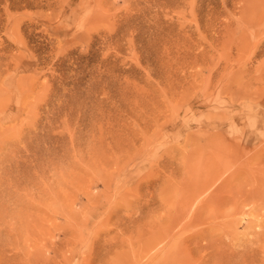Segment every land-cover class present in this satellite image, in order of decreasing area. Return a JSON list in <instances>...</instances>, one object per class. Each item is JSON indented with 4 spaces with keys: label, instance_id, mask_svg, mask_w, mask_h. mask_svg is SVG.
Masks as SVG:
<instances>
[{
    "label": "rangeland",
    "instance_id": "obj_1",
    "mask_svg": "<svg viewBox=\"0 0 264 264\" xmlns=\"http://www.w3.org/2000/svg\"><path fill=\"white\" fill-rule=\"evenodd\" d=\"M161 235L264 264V0H0V264Z\"/></svg>",
    "mask_w": 264,
    "mask_h": 264
},
{
    "label": "bare ground",
    "instance_id": "obj_2",
    "mask_svg": "<svg viewBox=\"0 0 264 264\" xmlns=\"http://www.w3.org/2000/svg\"><path fill=\"white\" fill-rule=\"evenodd\" d=\"M191 199V198H190ZM245 200V199H244ZM238 209H242V208H238ZM237 210V209H236ZM241 211V210H240ZM185 213V212H184ZM183 213V214H184ZM225 213V212H224ZM242 213V212H241ZM182 214V215H183ZM195 215L194 216H196V213H194ZM192 215H193V213H192ZM229 215V214H228ZM181 217H183V216H181ZM181 217L179 218V219H181ZM184 219H185V216L183 217ZM182 218V219H183ZM194 218H196V217H194ZM192 219V218H191ZM174 220V219H173ZM178 220V219H177ZM189 221H190V219H188ZM187 220V221H188ZM171 222H172V220H170ZM175 221V220H174ZM181 220H179L177 223H181L180 222ZM184 221V220H183ZM174 224V223H173ZM232 224V223H231ZM191 225V224H190ZM161 226H159V228H160ZM173 228V227H172ZM175 228H176V226H175ZM175 228H173V229H175ZM157 229V228H156ZM170 229V228H169ZM169 229L168 228H166V230L164 229L163 231L165 232H168L169 234H173L174 232H173V229L172 230H170L171 231V233L169 232ZM165 232V234H167L168 235V233H166ZM177 232H179V231H177ZM202 232V231H201ZM200 232V233H201ZM206 232V231H205ZM155 233V232H154ZM176 233V232H175ZM179 234V233H178ZM151 235V234H150ZM173 235H175V234H173ZM198 236L200 235V234H197ZM205 235H206V233H205ZM208 235V234H207ZM207 235H206V239L208 238L207 237ZM156 236H158L157 235V233H156ZM169 236H171V235H169ZM168 236V237H169ZM150 237V236H149ZM155 237V236H154ZM167 237V236H166ZM172 237V236H171ZM151 238V237H150ZM149 238V239H150ZM163 238H165L164 237V235H161L160 237H158V239H157V237L155 238V241L156 240H162ZM173 238H174V236H173ZM172 238V239H173ZM196 238L197 237H195V235H194V238H191L190 237V243H191V240H194L195 239V241H196ZM199 240H200V238L201 239H205V237L204 238H202V235H200L199 237ZM210 238V237H209ZM212 238V237H211ZM168 239H170V238H168ZM205 239V240H206ZM157 241L156 243H155V241H153L152 242V245L150 246V248L145 252L146 254H144V261L142 262L141 261V258H140V260H137V263H135V264H153L154 262V260H156L155 262H160V264H191V262H189V260L188 261H186V259H183L184 258V255L185 254H183V258H180V255H182L181 253H182V251L183 250H181L180 251V249L178 250V249H176V247L177 246H175L174 244L172 245V249H173V246H175V248L173 249V250H171L170 249V247L169 248H167V244H166V242H165V245L162 247L161 246V248L160 249H157L156 250V248H155V246L156 247H158L159 245L158 244H160V242L161 243H163L164 244V240H163V242L162 241ZM166 240H167V238H166ZM171 240V239H170ZM212 240V239H211ZM167 241H169V240H167ZM173 241V240H172ZM184 241V240H183ZM183 241H182V243H183ZM195 241H193L194 242V244L196 243V245H197V247L199 246L198 244V239H197V241L195 242ZM174 242V241H173ZM177 242L178 243H180L181 244V241H178L177 240ZM177 242H175V244H177ZM192 242V243H193ZM202 242V241H201ZM153 243H155V244H153ZM184 243H185V241H184ZM189 243V242H188ZM198 243V244H197ZM186 244H187V241H186V243H185V246L184 247H186ZM201 244V243H200ZM158 245V246H157ZM161 245V244H160ZM178 245V244H177ZM190 245V244H189ZM180 245H178V247H179ZM188 246V245H187ZM177 247V248H178ZM197 247H195V248H197ZM153 248L155 249V250H153ZM175 249L176 250H178V251H175ZM198 249H199V247H198ZM151 250H153V251H151ZM187 250H189V249H187ZM201 250V249H200ZM190 251V250H189ZM197 251V250H196ZM204 251V250H203ZM177 252H179V253H177ZM193 252H194V250H193ZM184 253V252H183ZM191 253H192V250H191ZM214 257H215V255H214ZM186 258V257H185ZM188 258V257H187ZM230 261H231V259H230ZM228 263V262H227ZM194 264V263H193ZM229 264V263H228ZM231 264H233V263H231Z\"/></svg>",
    "mask_w": 264,
    "mask_h": 264
}]
</instances>
